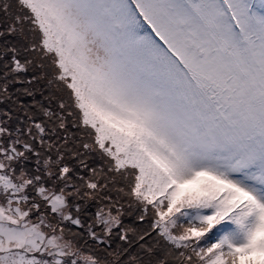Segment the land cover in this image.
Instances as JSON below:
<instances>
[{
  "label": "snow or ice",
  "instance_id": "6c2138e0",
  "mask_svg": "<svg viewBox=\"0 0 264 264\" xmlns=\"http://www.w3.org/2000/svg\"><path fill=\"white\" fill-rule=\"evenodd\" d=\"M0 264H264V0H0Z\"/></svg>",
  "mask_w": 264,
  "mask_h": 264
},
{
  "label": "trees",
  "instance_id": "16d2710c",
  "mask_svg": "<svg viewBox=\"0 0 264 264\" xmlns=\"http://www.w3.org/2000/svg\"><path fill=\"white\" fill-rule=\"evenodd\" d=\"M41 97L39 96V94H37V99H40ZM28 103H31V101L29 100Z\"/></svg>",
  "mask_w": 264,
  "mask_h": 264
}]
</instances>
